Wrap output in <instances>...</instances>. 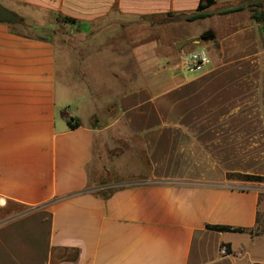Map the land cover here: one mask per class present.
Masks as SVG:
<instances>
[{
    "label": "crops",
    "instance_id": "1",
    "mask_svg": "<svg viewBox=\"0 0 264 264\" xmlns=\"http://www.w3.org/2000/svg\"><path fill=\"white\" fill-rule=\"evenodd\" d=\"M244 1L188 21L201 0H0V264H264L259 188L229 177L264 176V24L222 12ZM93 69L120 87L109 122Z\"/></svg>",
    "mask_w": 264,
    "mask_h": 264
},
{
    "label": "trees",
    "instance_id": "2",
    "mask_svg": "<svg viewBox=\"0 0 264 264\" xmlns=\"http://www.w3.org/2000/svg\"><path fill=\"white\" fill-rule=\"evenodd\" d=\"M216 0H201V3L199 7L192 13L186 14L185 19L188 21H193L200 18H205L210 16V12L208 9L212 7L215 4ZM249 8L251 12V18L255 21L261 22L264 24V6L262 3L258 1H250L246 0L237 6L230 7L228 9L223 10V13H230L235 11H240L243 9ZM66 22H75V19L71 17H61ZM217 38V34L215 30L213 29H207L204 32H202L199 36L200 40H215ZM82 125V122L79 118L75 119V122L69 121V127L75 128L77 126ZM102 177V176H101ZM229 177H236L238 179H245V180H251V181H259L264 182V176H258V175H251V174H231ZM102 184H109V183H115L118 181L116 177H110V176H104L100 179H97ZM117 190V187L107 188L104 190L101 194L105 197L110 196L113 192ZM217 230H230V231H236V232H242L245 229L243 228H234V227H227V226H213Z\"/></svg>",
    "mask_w": 264,
    "mask_h": 264
},
{
    "label": "rangeland",
    "instance_id": "3",
    "mask_svg": "<svg viewBox=\"0 0 264 264\" xmlns=\"http://www.w3.org/2000/svg\"><path fill=\"white\" fill-rule=\"evenodd\" d=\"M66 22V21H65ZM160 22V21H159ZM166 23L165 21L164 22H161V24H164ZM144 26H146L145 23H143ZM56 27V32L59 36H60V39L61 42L63 44H67V45H70L71 43H75L76 41V38L75 37H71L68 32H69V27H68V23H62V24H58L55 26ZM52 28H49V34H52V31H51ZM184 29V28H181V30ZM200 29L198 27H195V28H190L188 30V32H197L199 31ZM30 31V30H29ZM191 41L186 44L185 46H183L181 49H178L177 48V56L180 58V54H183L184 52H187L195 47H197L198 45H196V43L194 41H192V39H190ZM184 41V40H182ZM181 42V41H179ZM178 43V42H177ZM176 43V45H177ZM202 46H206L207 47V43L206 41L202 43ZM177 47V46H176ZM209 50V49H208ZM209 52V51H208ZM95 58V61L97 62L98 61V58L94 57ZM80 62H82V59L79 60V64ZM96 65V64H95ZM100 66V65H98ZM80 72V71H79ZM90 73L91 75L88 77V79L90 80H93V82L95 83L93 85V90L95 92V95L97 97H104L105 95H109L110 96V101H113L111 102L110 104V107H109V111H108V115L104 112H101L100 115L102 116V114L106 115V118L105 117H101V119H103L102 121L103 122H109L112 117L115 118L117 117V113H118V110H117V106L115 104V101H116V97H117V92L116 90L120 87L118 86H107V85H102L101 82L103 81L101 78H102V71L101 70H83V73L84 75L86 73ZM98 118H100V116H98ZM94 122V121H93ZM96 123V122H95ZM113 172V171H112ZM114 173V172H113ZM115 174V173H114ZM114 174H112L114 176ZM102 177H104V173H102L101 175ZM101 177V178H102ZM243 181H245L246 183H250V184H255L257 185V187L259 188V191L261 193V201H262V220L264 221V182H259V181H251V180H245V179H242Z\"/></svg>",
    "mask_w": 264,
    "mask_h": 264
},
{
    "label": "built area",
    "instance_id": "4",
    "mask_svg": "<svg viewBox=\"0 0 264 264\" xmlns=\"http://www.w3.org/2000/svg\"><path fill=\"white\" fill-rule=\"evenodd\" d=\"M211 63V56L205 47H196L180 54L179 64L189 73L203 71ZM225 252V248H223Z\"/></svg>",
    "mask_w": 264,
    "mask_h": 264
},
{
    "label": "water",
    "instance_id": "5",
    "mask_svg": "<svg viewBox=\"0 0 264 264\" xmlns=\"http://www.w3.org/2000/svg\"><path fill=\"white\" fill-rule=\"evenodd\" d=\"M17 20H19V16L16 13H14L11 10H9L8 8H6L5 6H3L0 3V21H3V22H15ZM190 41L191 40L188 39V40H184V41L178 42L176 46H177L178 49H181L183 46L188 44Z\"/></svg>",
    "mask_w": 264,
    "mask_h": 264
}]
</instances>
